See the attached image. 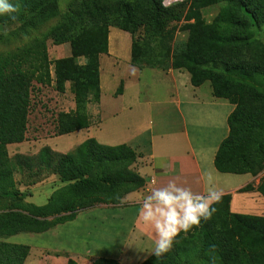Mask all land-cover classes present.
<instances>
[{"label": "trees", "instance_id": "trees-1", "mask_svg": "<svg viewBox=\"0 0 264 264\" xmlns=\"http://www.w3.org/2000/svg\"><path fill=\"white\" fill-rule=\"evenodd\" d=\"M10 2L18 7V13L12 14L16 18L0 16V25L16 24L23 32L59 13V0ZM217 3L222 5L210 19L201 15L202 7ZM182 8V2L161 7V0H80L46 34L55 44L68 42L70 55L51 61L42 38L0 55V194L25 197V192L7 188L13 185L15 173L34 164L66 183L63 193L51 202L26 211H0V264H23L30 250L29 245L7 237L44 232L99 203L121 206L125 193L145 183L129 169L137 154L125 143L108 145L87 137L67 152L46 145L35 155L9 156L6 150L7 144L25 139L33 81L48 84L54 77L70 82L75 107L58 113L56 135L89 127L87 103L99 100V55L108 52L110 26L131 35L132 65L184 69L191 85L208 81L214 97L234 105L227 117L228 133L214 155L217 171L257 175L264 170V42L256 39V30L264 27V0H191L184 15ZM183 17L189 33L174 46L168 25ZM121 89L120 82L116 93ZM251 189L252 183H247L239 191ZM256 190L264 198V175ZM230 200V193L223 194L212 205L216 212L210 220L181 232L163 257L150 254L138 264H264V216L232 212ZM66 264L76 261L68 258ZM90 264L121 263L96 257Z\"/></svg>", "mask_w": 264, "mask_h": 264}, {"label": "crops", "instance_id": "crops-1", "mask_svg": "<svg viewBox=\"0 0 264 264\" xmlns=\"http://www.w3.org/2000/svg\"><path fill=\"white\" fill-rule=\"evenodd\" d=\"M131 40L127 31L109 27L108 52L99 56L97 141L108 145L125 143L137 154L134 167L145 183L126 200L129 206H123L119 216L130 220L126 234L128 240L132 239L130 248L135 253L144 252L138 264L152 254L155 246L154 228L139 216L141 201L154 188L175 180L194 193L203 194L209 187L207 177L211 176L212 187L223 194H231L229 207L232 212L264 216V198L256 190L264 170L257 175L217 171L213 165L214 155L228 133L227 117L234 105L227 100L228 103L203 99L200 86L191 85L189 77L174 69H159L160 74H156L163 86L161 97L154 89L146 93L147 88H139L144 68L134 66L130 61ZM103 54L106 55L104 60ZM120 82L122 89L117 94ZM118 100L121 106H118ZM108 111L124 114L119 133L110 139L100 131ZM247 183H252L253 189L239 191ZM107 207L111 206L99 205L97 209ZM97 213L102 212L97 210ZM125 250L108 258L123 264Z\"/></svg>", "mask_w": 264, "mask_h": 264}, {"label": "rangeland", "instance_id": "rangeland-1", "mask_svg": "<svg viewBox=\"0 0 264 264\" xmlns=\"http://www.w3.org/2000/svg\"><path fill=\"white\" fill-rule=\"evenodd\" d=\"M79 1L59 0V13L55 17L37 24L34 28H29L25 32L17 30L16 24L0 25V55L32 45L37 39L41 38L45 40L47 55L51 61L55 58L70 55L68 42L55 44L51 37L46 38V34L60 19L61 14L69 7L77 6ZM190 3L191 0L182 2L183 15L188 10ZM221 5V3H217L202 7L200 9L201 15L208 20L218 11ZM187 21L183 17L181 20H172L169 23L168 27L173 30L172 44L174 46L186 40L189 29L185 28L184 24ZM190 21H193V19H190ZM256 39L264 42V27L256 30ZM105 56L102 55V60L106 58ZM78 61L83 62L84 58L80 57ZM50 68L53 75V65ZM143 68L139 88H147L146 93H149V89H154L155 94L161 97L163 86L156 75L160 74L159 69L146 66ZM174 70L182 72L183 76L189 77L190 81L187 71L184 69ZM199 86L203 99L227 102L225 99L216 98L212 95L208 81ZM117 104L121 106V101L118 100ZM74 107V95L69 81L57 80L54 77L48 84L33 81L30 87L24 132L25 139L19 143L7 144L8 155L13 156L18 153L35 155L44 145L57 152H67L87 137H93L97 140V101L93 99L87 103V112L90 119L88 128L56 135L58 113L68 112L73 110ZM123 116L122 112L114 114L108 111L106 120L100 125L101 134L107 136L106 139H110L117 132L119 133L121 126L124 124ZM129 127L130 131H133L132 127ZM37 167L38 165L34 164L32 169H24L22 172L15 173L14 183L7 189H17L27 195L17 199L4 197L0 194V211H26L36 205L51 202L54 197H59L63 193L66 183L60 182L57 175L48 171H40ZM129 169L137 172L134 163L129 165ZM137 190L125 193L121 198L123 203L121 206L110 205L111 207L97 209L99 205H105L99 203L98 206L95 205L78 211L73 220L59 224L44 232H20L7 237L5 240L30 246L23 264H66L67 259L71 257L76 261V264H85L86 261L93 260L98 256L116 257L119 251L125 248L126 250L122 255L126 258V261L124 260L123 264H137V261L144 257V252L137 251L138 253H135L134 249L130 248L129 243H132V239L128 240L126 238L130 220L119 216L121 208L129 206L126 204V200ZM2 191L0 190V193ZM97 210H101L102 213H97Z\"/></svg>", "mask_w": 264, "mask_h": 264}, {"label": "clouds", "instance_id": "clouds-1", "mask_svg": "<svg viewBox=\"0 0 264 264\" xmlns=\"http://www.w3.org/2000/svg\"><path fill=\"white\" fill-rule=\"evenodd\" d=\"M180 0H161V7L168 8ZM18 13V7L10 0H0V16ZM209 187L203 194L170 180L164 187L154 188L141 201L140 219L154 228L155 246L152 254L163 257L173 246L175 238L187 233L201 221H208L216 212L212 205L219 203L223 193L212 187L211 176L207 177Z\"/></svg>", "mask_w": 264, "mask_h": 264}, {"label": "built area", "instance_id": "built-area-1", "mask_svg": "<svg viewBox=\"0 0 264 264\" xmlns=\"http://www.w3.org/2000/svg\"><path fill=\"white\" fill-rule=\"evenodd\" d=\"M185 1H189V0H180V2H178V3L185 2ZM174 4H176V3H173L172 5H174Z\"/></svg>", "mask_w": 264, "mask_h": 264}]
</instances>
